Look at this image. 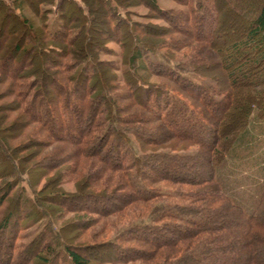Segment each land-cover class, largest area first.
<instances>
[{
	"label": "trees",
	"instance_id": "16d2710c",
	"mask_svg": "<svg viewBox=\"0 0 264 264\" xmlns=\"http://www.w3.org/2000/svg\"><path fill=\"white\" fill-rule=\"evenodd\" d=\"M30 1L0 0V12L22 32L17 40L15 30L0 34V71L15 84L28 127L40 125L54 140L74 147L78 161L94 159L102 167L95 174L94 169L86 172L87 192L68 196L59 191L43 198L35 180L46 171L44 164L23 167L4 143L6 130L0 127V264H214L240 238L247 251L244 264H260L264 188L248 213L226 192L220 171L229 159H239L235 149L240 142L250 146L256 140L254 115L264 127V0H174L179 8L169 13L156 7L157 0H141L153 4L157 17L170 23L169 30L187 36V42L161 45L136 35L117 0H92L94 8L84 1L35 0L31 13L39 26L36 16H27ZM55 8L59 28L52 30ZM233 22L238 26L230 29ZM100 25L109 26L107 33L120 44L116 66L100 61V55H110L91 36ZM123 29L124 36L118 37ZM11 39L15 43L8 46ZM100 39L110 42L104 35ZM184 49L191 54H173ZM205 60L217 71L215 77L205 76ZM152 77L175 87L150 84ZM208 80L212 86L205 85ZM117 82L128 90L125 96L118 94L120 86L111 85ZM140 92L146 95L143 112L130 114ZM131 97L132 104L121 105ZM150 131L197 150L147 152L145 146L158 145L147 137ZM193 159L206 168L197 179L184 173L194 167ZM76 165V172L84 170ZM253 172L249 177L259 187L262 176ZM133 206L136 220L102 244H71L75 223L61 226L63 213H93L108 220ZM221 218L231 221L218 222ZM43 222V229L25 243L21 234Z\"/></svg>",
	"mask_w": 264,
	"mask_h": 264
},
{
	"label": "rangeland",
	"instance_id": "374dc122",
	"mask_svg": "<svg viewBox=\"0 0 264 264\" xmlns=\"http://www.w3.org/2000/svg\"><path fill=\"white\" fill-rule=\"evenodd\" d=\"M11 2V0H7ZM62 0H57V4H60ZM79 3L82 1L85 2L86 5L93 6L94 2L92 0H76ZM129 2H124L123 0H117V2L129 13V19L131 22L134 23L135 28L137 31L136 35L139 36L141 39H144L145 36H150L157 45L165 44L169 40H179L187 42V36L176 31L169 30L170 23L166 22L165 19H159L156 13L153 11V4L146 3L143 4L141 0H128ZM32 7L27 11V16L35 17L33 18L35 22L40 25L39 18L37 19V15L31 13L36 9L38 2L33 0L30 1ZM156 7L164 9L168 13L172 10H176L179 8L177 3L174 0H157ZM36 6V7H35ZM72 9L71 6L67 7V10ZM56 8L54 9V15L50 17V27L52 30H56L59 28V23L56 21ZM122 14H124L122 12ZM3 12H0V34L3 35L4 33H12L14 30L17 32V35L14 34V38L18 39V37L22 34L21 30L18 29L15 23L9 19H6ZM174 24L178 23L176 19L173 20ZM241 23H247L243 20ZM178 25V24H177ZM145 26V30L142 28ZM238 26L237 22H233V26H230V29L236 28ZM16 28V29H15ZM96 34L91 35L93 36L98 44L102 46V49L110 53L108 56L100 55V61L102 62H109L110 64H119V60L115 58V53H118L121 48L120 44L116 42L109 36L107 31L111 30L109 26H97ZM126 29H123L121 35L118 34V37H123L125 34ZM168 31V32H167ZM142 32L144 35H142ZM145 32V33H144ZM104 35L109 43L106 41H101L100 36ZM13 38V39H14ZM1 39V38H0ZM9 40L8 46L14 45L15 40ZM16 39V40H17ZM85 40V39H84ZM30 45H26V49H28ZM58 47L63 48V51L66 50V47L62 44H57ZM194 48L199 47V45L194 44ZM192 51V50H191ZM7 54V50L1 53L2 56ZM173 54L177 57H184L190 55V51L187 49L180 50L178 53L173 52ZM155 58H160L159 54L154 56ZM215 55H213L214 60ZM35 63V60H32ZM59 63V60H53ZM211 61H206L208 64H204L205 68L209 71L207 75L209 77H215V71L210 69ZM1 62V61H0ZM61 62V61H60ZM67 62H69L67 60ZM45 65L48 66L46 62ZM209 65V67L207 66ZM9 68L7 69L6 73H8ZM10 72V71H9ZM115 75L117 73H114ZM221 74V73H220ZM114 75V76H115ZM118 76V74H117ZM153 85H169L175 87L171 83L161 80L156 77H152L149 82ZM112 86H120L121 89H118V94H122L125 96L128 90L122 84L112 83ZM207 87L212 86V81L205 82ZM49 90H53L51 86H48ZM15 84L9 80L7 74H3L0 71V127L3 130H6L5 135L2 136L4 143L9 147L11 153L14 155L16 159L21 160L23 167L25 168H35L39 164H44V169L46 171H40L38 180H35V186L39 194L41 196L47 197L48 194L53 192H63L68 196H73L79 192H87L86 189L87 184L83 182L86 172L92 173V169H94L93 173L95 174L99 168L101 169L102 164L97 162L96 160H87L85 158H81L78 161L77 156L74 155L75 149L74 147L70 146L68 143H62L59 141L54 140L49 133L40 125L31 124L29 127L26 122V118L22 117L23 114L21 111V107L19 102L17 101V94L14 90ZM224 91H228L227 88L222 87ZM139 101L136 107L130 110V114L132 112H143V102L145 101L144 96H146L143 92L138 94ZM152 96L150 95V98ZM132 99V97H131ZM132 101L128 100L124 103H121L122 106H126L132 104ZM142 102V103H141ZM134 104V103H133ZM145 117L148 115L143 113ZM126 117L127 115H123ZM219 116V114H218ZM256 116H253L254 122L253 124L255 129H252V134H257L255 137V141L252 140L250 146L246 143L243 145L241 142L238 144L235 150H240L239 152V159L232 161L229 163L225 162L224 165L221 167L220 174L223 176V187L225 188L226 192L230 195L233 201L241 205L246 212L251 213L259 200V196L263 191L264 188V130L262 127V123H258L255 120ZM148 118V117H147ZM156 124V122H153ZM257 124V125H256ZM155 126V125H154ZM77 136V134H75ZM147 137L150 139H155L158 141V145H148L145 146V151L147 152H162V151H175V152H183V153H193L197 150L196 147L189 146L185 143H178L173 138H171L168 134L164 132L160 135H157L155 131H150L147 133ZM210 137V136H209ZM245 158L244 162H242V158ZM232 158V156L230 157ZM53 161L55 163L54 166L60 165V169L54 170L53 167H50V162ZM194 167L191 170L185 171V175L191 178H199L205 173V166L199 159H193ZM81 163V168L84 170H80L76 172L75 167L76 164ZM229 163V164H228ZM243 164V165H242ZM1 168L0 172H2V165L3 162H0ZM174 166V167H173ZM255 172H253V168ZM173 168H178L177 165H171ZM258 167V168H257ZM96 170V171H95ZM37 171V170H36ZM227 172V173H225ZM256 173L257 175L262 176V184L261 186L257 187L252 183L254 179L250 178L252 176L251 173ZM43 175V176H42ZM37 176V175H36ZM91 176H94L91 174ZM106 175L104 178L108 180ZM258 178V177H257ZM9 180V179H7ZM104 180V181H105ZM222 181V178H221ZM1 184V183H0ZM85 184V185H84ZM174 187V186H171ZM103 188V187H100ZM94 190V189H92ZM91 191V190H89ZM15 196V194H14ZM12 203L16 200L10 197ZM72 203H64L62 206L66 207L67 205H71ZM52 209L60 214L57 211V208L54 205L51 206ZM139 207V206H138ZM145 207V206H144ZM136 206L126 209L125 211L114 215L113 217L101 218L99 215H93V213H63L61 218V226H66L67 224H74L73 230V240L70 241L71 244L78 245V246H86L89 244H102L115 234L120 228L129 225L130 223L134 222L137 217V213L134 211ZM140 208V207H139ZM142 211V210H139ZM138 211V213H139ZM57 213V214H58ZM124 216V217H123ZM123 217V218H121ZM202 218V217H200ZM209 221L215 222L213 218H208ZM231 218H221L218 222L221 223H229ZM78 223V225H76ZM45 222L37 225L36 227L24 231L21 234V238L25 243H28L32 240V238L44 227ZM76 225V226H75ZM84 225V226H83ZM104 252V251H103ZM105 257H107L106 252H104ZM219 255V254H218ZM247 251L243 247V239L240 238L236 242V244L227 251L226 253H221L214 262V264H244L246 261ZM258 262L260 264H264V257H258ZM68 264V263H63ZM103 264V263H102ZM109 264V263H108ZM134 264H157V261H149L147 263H134Z\"/></svg>",
	"mask_w": 264,
	"mask_h": 264
}]
</instances>
